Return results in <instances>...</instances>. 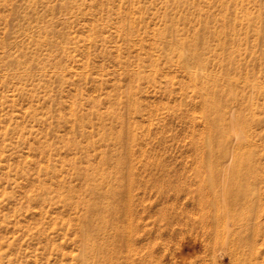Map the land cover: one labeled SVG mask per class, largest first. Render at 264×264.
I'll return each mask as SVG.
<instances>
[{
  "label": "rangeland",
  "instance_id": "rangeland-1",
  "mask_svg": "<svg viewBox=\"0 0 264 264\" xmlns=\"http://www.w3.org/2000/svg\"><path fill=\"white\" fill-rule=\"evenodd\" d=\"M127 263L264 264V0H0V264Z\"/></svg>",
  "mask_w": 264,
  "mask_h": 264
},
{
  "label": "bare ground",
  "instance_id": "bare-ground-1",
  "mask_svg": "<svg viewBox=\"0 0 264 264\" xmlns=\"http://www.w3.org/2000/svg\"><path fill=\"white\" fill-rule=\"evenodd\" d=\"M108 179L109 178H107L106 180H108ZM127 181H128V184H123L124 187L122 188V194L123 195L126 194L127 197L130 198V195L132 193V187H133V184H134V178L129 177ZM117 201L119 203L118 205H120L119 214L123 215L124 217L131 216L132 215V211H133V208H132V205H131L132 204L131 203V199H130L129 202L124 200L123 198L121 200L118 199ZM111 209L112 210L110 212H114L115 213L117 211V209H115V207H112ZM118 231L120 232V236L122 237V238H119L117 240L118 242H123L125 240V238H126V240H129V238H127V237H129V233H130V232H128V229L119 228ZM125 236H127V237H125ZM106 257H107V255H106ZM106 260H107V258H106ZM109 262L112 263V259L111 258H109Z\"/></svg>",
  "mask_w": 264,
  "mask_h": 264
}]
</instances>
